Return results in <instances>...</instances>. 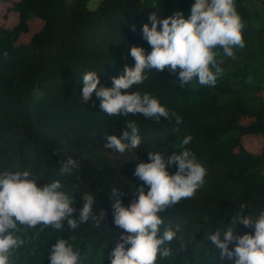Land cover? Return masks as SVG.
Wrapping results in <instances>:
<instances>
[{"label": "trees", "instance_id": "trees-1", "mask_svg": "<svg viewBox=\"0 0 264 264\" xmlns=\"http://www.w3.org/2000/svg\"><path fill=\"white\" fill-rule=\"evenodd\" d=\"M89 1L0 0L16 15L12 27L0 28V172L30 171L38 186L59 180L76 203L74 218L83 194L96 198L97 220L75 230L41 231L37 226L22 231L26 242L15 253V264H50L48 253L58 238L80 251L79 264H111L109 254L123 231L114 224L111 188L124 190L128 206L136 196L135 189L129 190L143 183L134 176L137 164L149 162L147 152L159 151L167 158L183 151L186 136L192 140L185 147L207 176L191 199L160 213L161 233L166 227L179 226L180 231L169 245L172 255L158 258L157 264H233L222 261L206 238L228 227L242 203L249 210L244 215L264 210V145L255 152L243 146L245 137L264 138V0H235L245 46L234 49L235 59L217 49L223 75L214 87L195 80L181 87L178 72L176 80L166 68L146 70L144 83L130 90L157 98L170 114L181 117L179 124L175 117L157 122L141 115L109 116L95 93L82 101L81 78L97 71L98 87H111L113 77L135 64L130 46L151 51L142 37L143 24L151 27L149 15L167 18L180 11L188 18L195 0H99L94 9L87 7ZM35 20L39 28L21 42ZM128 121L138 126L140 146L124 154L103 148L107 135L121 137L128 130ZM69 158L76 167L61 173ZM237 231L254 234V228L239 222Z\"/></svg>", "mask_w": 264, "mask_h": 264}, {"label": "clouds", "instance_id": "clouds-1", "mask_svg": "<svg viewBox=\"0 0 264 264\" xmlns=\"http://www.w3.org/2000/svg\"><path fill=\"white\" fill-rule=\"evenodd\" d=\"M185 18L180 11L167 18L152 12L149 22L142 26V37L151 46L146 51L141 46H130L127 51L134 59V66H125L123 74L112 78V86L100 84L97 71L83 74L81 82L82 101H89L93 93L100 100L99 107L109 116L141 115L145 119L176 118L160 101L148 93L130 91L147 79L146 70L163 72L166 68L175 78L177 72L180 86L198 82L201 86L214 87L223 75L222 59H217V49L224 56L235 59V48L245 46L242 30L244 24L235 0H195ZM135 31V25H133ZM122 136L107 135L105 149L119 154L132 152L141 144L139 129L135 121L127 122ZM130 130V131H129ZM192 140L186 136L180 147L183 151L173 152L165 158L159 151L147 152L149 162H139L134 176L143 183L135 189L136 196L128 206L123 204L124 190L112 187L108 194L113 209L114 224L121 230L120 239L110 252L111 264H157L158 258L172 255L169 247L176 238L179 226L173 230L166 227L161 233L164 220L160 213L174 207L183 199H191L203 186L207 169L187 149ZM176 166L173 173L169 168ZM76 162L69 158L62 164L61 173H70ZM38 180L30 171L0 172V264H15L14 256L26 242L19 235L25 229L52 228L56 231L75 230L90 219L97 220L93 208L95 196L83 194V205L78 218L73 198L62 191L59 180L38 186ZM145 185L148 186L145 192ZM247 204H240L232 221L223 231L217 230L207 238L219 252L223 261L233 264H264V210L256 215H244ZM249 213V210H248ZM104 210L101 213L104 217ZM66 222V226H65ZM238 222L245 228H254V234H238ZM99 221H97V227ZM235 244L230 249V244ZM126 245L130 247L126 248ZM183 249L185 245L180 242ZM80 251L65 238L56 239L48 260L50 264H79Z\"/></svg>", "mask_w": 264, "mask_h": 264}, {"label": "rangeland", "instance_id": "rangeland-1", "mask_svg": "<svg viewBox=\"0 0 264 264\" xmlns=\"http://www.w3.org/2000/svg\"><path fill=\"white\" fill-rule=\"evenodd\" d=\"M15 1V0H13ZM99 0H90L87 4L89 9H94ZM9 5L0 2V28H9L12 27L16 23V15L11 12L8 13ZM40 26V21L35 20L30 24V32L27 35H23L20 37L21 42H26L30 35L36 31ZM253 137H245L243 138V146L249 151H258L261 146L264 145V138H253Z\"/></svg>", "mask_w": 264, "mask_h": 264}]
</instances>
